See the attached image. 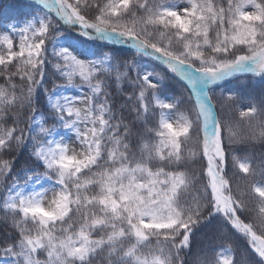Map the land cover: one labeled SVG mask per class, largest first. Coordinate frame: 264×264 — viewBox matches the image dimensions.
<instances>
[{
    "label": "snow or ice",
    "instance_id": "snow-or-ice-1",
    "mask_svg": "<svg viewBox=\"0 0 264 264\" xmlns=\"http://www.w3.org/2000/svg\"><path fill=\"white\" fill-rule=\"evenodd\" d=\"M22 7L0 18V264H185L208 225L198 264L240 241L264 264V161L237 154L264 145V97L223 91L264 85V0Z\"/></svg>",
    "mask_w": 264,
    "mask_h": 264
},
{
    "label": "trees",
    "instance_id": "trees-1",
    "mask_svg": "<svg viewBox=\"0 0 264 264\" xmlns=\"http://www.w3.org/2000/svg\"><path fill=\"white\" fill-rule=\"evenodd\" d=\"M23 0H0V18L14 17L23 15L27 10L22 7ZM50 86V84H49ZM172 91L178 90V86H173ZM219 91V90H218ZM225 96L230 93H235L240 97L239 104L241 107H247L251 102H259L262 97H264V85L253 83L250 80L241 79L232 82H226L223 88ZM217 111H220V106L224 105L223 115H228L233 108V104L223 98L217 97ZM39 103L42 108L45 105L43 96L39 98ZM121 103H127L124 96L116 93L114 95L113 107L120 105ZM185 106H188L187 104ZM239 156L243 157L248 155L250 157V162L254 166H260L261 162L264 161V145H253L250 148H242L237 153ZM21 157V162L23 161ZM238 171V169H237ZM243 176V174H240ZM212 225L202 227L200 231L192 238L191 249L186 251L185 254V264H198V260L205 258L210 254L211 248L206 247L208 238L212 233ZM8 226L0 222V240L4 239L7 232ZM234 257L237 264H247L254 256L251 253V249H248L244 241H240L235 246L234 251L227 253ZM97 261L99 264H106L105 253H101L97 256Z\"/></svg>",
    "mask_w": 264,
    "mask_h": 264
},
{
    "label": "rangeland",
    "instance_id": "rangeland-1",
    "mask_svg": "<svg viewBox=\"0 0 264 264\" xmlns=\"http://www.w3.org/2000/svg\"><path fill=\"white\" fill-rule=\"evenodd\" d=\"M73 94H75L74 90H73Z\"/></svg>",
    "mask_w": 264,
    "mask_h": 264
}]
</instances>
